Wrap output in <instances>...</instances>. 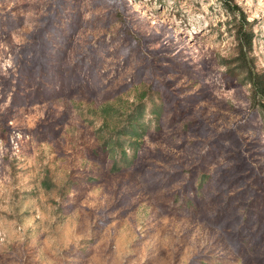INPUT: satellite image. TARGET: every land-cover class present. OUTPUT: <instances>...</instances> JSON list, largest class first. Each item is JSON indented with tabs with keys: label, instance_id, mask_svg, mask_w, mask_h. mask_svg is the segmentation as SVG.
<instances>
[{
	"label": "rangeland",
	"instance_id": "obj_1",
	"mask_svg": "<svg viewBox=\"0 0 264 264\" xmlns=\"http://www.w3.org/2000/svg\"><path fill=\"white\" fill-rule=\"evenodd\" d=\"M243 70L264 0H0V264H264Z\"/></svg>",
	"mask_w": 264,
	"mask_h": 264
},
{
	"label": "trees",
	"instance_id": "obj_2",
	"mask_svg": "<svg viewBox=\"0 0 264 264\" xmlns=\"http://www.w3.org/2000/svg\"><path fill=\"white\" fill-rule=\"evenodd\" d=\"M240 41V40H239ZM241 45V43L239 44V46ZM243 46L241 45L240 46V48H239V52H238V56L240 57V58H243V59H245L244 58V56H245V53H244V51H243ZM245 73H247V74H245V78L243 79V80H245V82L246 83H248L249 85H250V87H251V92L253 93V97H255V96H261V95H264V83H263V81H262V78H261V76H259V75H257V76H254V74H252L250 71H245V70H243ZM242 71V72H243ZM241 75H243V74H239V75H237V77H240ZM234 77H236V75L234 76ZM242 80V81H243ZM261 112H260V115L262 116V119L264 120V109H262V110H260ZM141 115V112L140 113H138V115H137V117H135V118H137V121L136 122H131L132 123V125H131V127L126 131V133H129L130 135H132V136H137V137H139L140 136V129H144V126H142V124L140 125H138V124H136V123H138L139 121H138V117ZM141 123V122H140ZM139 127H141V128H139Z\"/></svg>",
	"mask_w": 264,
	"mask_h": 264
}]
</instances>
